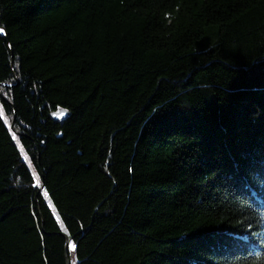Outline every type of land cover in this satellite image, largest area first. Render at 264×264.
Listing matches in <instances>:
<instances>
[{
  "label": "trees",
  "instance_id": "16d2710c",
  "mask_svg": "<svg viewBox=\"0 0 264 264\" xmlns=\"http://www.w3.org/2000/svg\"><path fill=\"white\" fill-rule=\"evenodd\" d=\"M0 29V264H264V0H0Z\"/></svg>",
  "mask_w": 264,
  "mask_h": 264
},
{
  "label": "water",
  "instance_id": "95a60500",
  "mask_svg": "<svg viewBox=\"0 0 264 264\" xmlns=\"http://www.w3.org/2000/svg\"><path fill=\"white\" fill-rule=\"evenodd\" d=\"M6 34V32L4 31ZM52 118H54L56 121H60L65 119L68 116V110L66 109H61L59 111H55L51 114ZM66 259H67V264H71L69 255H68V248H66Z\"/></svg>",
  "mask_w": 264,
  "mask_h": 264
},
{
  "label": "snow or ice",
  "instance_id": "6c2138e0",
  "mask_svg": "<svg viewBox=\"0 0 264 264\" xmlns=\"http://www.w3.org/2000/svg\"><path fill=\"white\" fill-rule=\"evenodd\" d=\"M0 32H3V29H0Z\"/></svg>",
  "mask_w": 264,
  "mask_h": 264
}]
</instances>
